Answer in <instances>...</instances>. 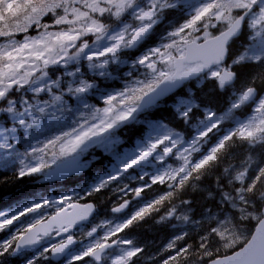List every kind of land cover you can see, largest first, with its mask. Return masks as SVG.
Returning a JSON list of instances; mask_svg holds the SVG:
<instances>
[{"label": "snow or ice", "instance_id": "obj_1", "mask_svg": "<svg viewBox=\"0 0 264 264\" xmlns=\"http://www.w3.org/2000/svg\"><path fill=\"white\" fill-rule=\"evenodd\" d=\"M0 169L75 185L0 208V258L136 264L151 218L156 264H264V0H0Z\"/></svg>", "mask_w": 264, "mask_h": 264}, {"label": "trees", "instance_id": "obj_2", "mask_svg": "<svg viewBox=\"0 0 264 264\" xmlns=\"http://www.w3.org/2000/svg\"><path fill=\"white\" fill-rule=\"evenodd\" d=\"M212 87L213 86L211 82L203 83V86L201 88L196 87L197 89H194V92L200 100L207 101L208 99H215L217 93L216 91H214ZM220 106L223 107V101H221ZM164 114L167 115V113ZM170 127H175L174 121L170 122ZM21 151H23V149H21ZM237 155H241V153L237 152ZM215 180H216V174L209 173L208 176L204 177L201 181L198 182L200 185L199 191L193 192L189 190L187 191L188 193L185 192L183 194L187 198H192L193 201L192 206L196 214L198 212L200 213L201 210L204 209L205 205H207L209 208H212V202L209 199H207V192L208 190L214 188ZM32 181L33 178H29V177H25L23 180H17L13 171L9 169H0V203H1L0 206L5 205L8 207L14 202L17 203V201L20 203L24 200L23 198H25L26 196L36 197L37 195L41 194L42 191L46 190L45 186L33 185L31 183ZM51 186L49 185V187ZM72 187H75V185L73 184L68 186L67 188L65 187L62 188H65L67 191V190H71ZM160 191H163V189L158 188L156 193L149 191L148 196L151 197L153 195H156ZM106 200L107 197L104 195H101V197L99 198L98 206L101 209L107 205ZM157 225L158 224H156L155 219L150 218L130 230L129 232L130 238L135 240L134 242H136V244L143 246L146 249L144 256L137 259L136 264H156V261L147 259V257L152 254L156 256L157 260L161 259L162 256L161 252L164 246L169 242L170 240L169 237L173 236V234L171 233H173L174 230L170 227H163L161 225L160 226ZM158 235L160 236L158 237ZM186 242L189 244H193L195 246L198 243L196 232L193 231L192 233H190V236L186 238ZM182 243L184 242L182 241ZM147 247H149V250ZM162 254L163 256L167 255V253H163V252ZM10 261L11 263H13L12 260ZM5 263L6 262L4 261L3 264Z\"/></svg>", "mask_w": 264, "mask_h": 264}, {"label": "rangeland", "instance_id": "obj_3", "mask_svg": "<svg viewBox=\"0 0 264 264\" xmlns=\"http://www.w3.org/2000/svg\"><path fill=\"white\" fill-rule=\"evenodd\" d=\"M194 86H197V84L196 83H194ZM200 86V85H199ZM199 86H197V87H199ZM61 192H64L62 189H58V190H56V193H53V191H51V190H48V191H46L45 193L46 194H44L43 196L44 197H48V196H58ZM207 199H208V197H207ZM31 202V201H30ZM105 210V209H104ZM199 214L200 213H197L196 215H197V217H199ZM31 217H29V218H27V219H30ZM20 264H21V259H20ZM37 264H45V262L44 261H42V260H38L37 261Z\"/></svg>", "mask_w": 264, "mask_h": 264}, {"label": "bare ground", "instance_id": "obj_4", "mask_svg": "<svg viewBox=\"0 0 264 264\" xmlns=\"http://www.w3.org/2000/svg\"><path fill=\"white\" fill-rule=\"evenodd\" d=\"M212 88H213V87H212ZM186 193H188V192H186ZM191 199H192V198H191ZM0 204H1V203H0ZM209 205H210V204H209ZM198 213H199V212H198ZM157 226H158V225H157ZM159 226H160V225H159ZM157 228H158V227H157ZM162 229H163V227H162ZM171 231H172V229H171ZM171 231H169V232H171ZM194 232H195V231H194ZM171 234H173V233H171ZM193 234H194V233H193ZM160 235H161V234H160ZM160 235H158V237H159ZM167 236H170V235H167ZM170 237H171V236H170ZM170 237H169V239L172 238V237H171V238H170ZM157 239H158V238H157ZM167 239H168V238H167ZM163 240H164V239H163ZM134 241H135V240H134ZM157 241H158V240H157ZM161 241H162V240H161ZM164 241H165V240H164ZM135 243H136V242H135ZM160 243H161V242H160ZM181 243H182V242H181ZM158 244H159V243H158ZM163 245H164V244H163ZM163 245H162V246H163ZM147 248H148V250H149V247H147ZM148 250H147V251H148ZM163 253H164V252H163ZM152 255H153V254H152ZM161 255H163L162 252H161ZM147 256H148V255H147ZM156 260H157V259H156Z\"/></svg>", "mask_w": 264, "mask_h": 264}, {"label": "water", "instance_id": "obj_5", "mask_svg": "<svg viewBox=\"0 0 264 264\" xmlns=\"http://www.w3.org/2000/svg\"><path fill=\"white\" fill-rule=\"evenodd\" d=\"M38 183H43V182H38Z\"/></svg>", "mask_w": 264, "mask_h": 264}]
</instances>
